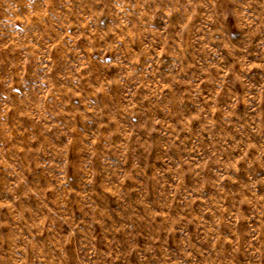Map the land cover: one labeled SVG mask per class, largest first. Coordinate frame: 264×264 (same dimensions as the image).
I'll return each mask as SVG.
<instances>
[{"label":"rangeland","instance_id":"obj_1","mask_svg":"<svg viewBox=\"0 0 264 264\" xmlns=\"http://www.w3.org/2000/svg\"><path fill=\"white\" fill-rule=\"evenodd\" d=\"M0 264H264V0H0Z\"/></svg>","mask_w":264,"mask_h":264}]
</instances>
